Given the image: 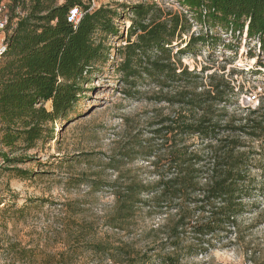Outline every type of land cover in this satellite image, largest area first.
Listing matches in <instances>:
<instances>
[{
	"label": "trees",
	"instance_id": "obj_1",
	"mask_svg": "<svg viewBox=\"0 0 264 264\" xmlns=\"http://www.w3.org/2000/svg\"><path fill=\"white\" fill-rule=\"evenodd\" d=\"M88 1L10 0L5 50L0 57V162L22 164L28 159L24 155H8L48 142L53 136L48 125L76 108L85 78L108 61L107 39L122 35L115 21L130 16L116 66L126 93L142 83L161 93L167 90L168 95L156 101L176 105L191 118L180 113L158 123L162 127L155 134L169 136L173 145L157 181L129 183L115 194L116 212L123 219L132 218L141 206L174 211L165 243H161L173 254L123 253L122 263L173 264L214 249L212 240L236 232L238 220L248 214L249 202L259 193L239 137H229L264 142V109L248 110L239 126L220 125L212 112L215 102L232 90L229 84L223 77L210 75L204 92L196 93V86L189 91L188 84L202 77L174 59L197 46L217 44L216 36L223 34L253 42L255 53L249 49L248 58L264 69V0H174L179 13L164 11L155 3H125L117 13L104 5L91 8ZM72 8L81 12L76 26L67 20ZM192 24L204 33L189 36L173 53L174 43H182ZM192 136L207 142V151L192 152L183 145ZM14 170L23 180L30 177L28 171ZM2 208L8 211L9 206ZM27 254L26 249H14L12 264L25 263Z\"/></svg>",
	"mask_w": 264,
	"mask_h": 264
},
{
	"label": "rangeland",
	"instance_id": "obj_2",
	"mask_svg": "<svg viewBox=\"0 0 264 264\" xmlns=\"http://www.w3.org/2000/svg\"><path fill=\"white\" fill-rule=\"evenodd\" d=\"M95 1L117 13L125 3H155L164 11L181 12L174 0ZM128 19L115 21L122 35L107 39L108 61L85 78L76 108L48 125L53 131L48 142L13 156L2 151L9 158L24 155L28 159L15 166L0 162V201L9 206L2 211L0 205V264H12V252L21 248L28 251L23 264H123V253L173 254L162 244L174 211L141 206L128 219L116 212L115 194L121 187L152 184L166 169L173 143L164 133L155 134L162 127L158 123L180 113L191 115L176 105L156 101L168 94L153 85L142 83L126 93L116 66ZM202 32L192 24L182 43H174L173 53L189 36ZM216 39L217 44L197 46L174 61L180 60L182 67L202 77L188 84L189 91L196 86V93H202L210 75L223 77L232 90L215 102L212 117L222 126L236 127L248 110L264 109V74L255 72L264 73V69L248 58L249 49L255 53L253 42L223 34ZM234 137H239L241 151L250 159L259 193L249 202L248 214L238 220L236 232L212 240L214 249L173 264H264V142L245 136L229 138ZM183 145L192 152L207 151V142L195 136L185 138ZM14 169L28 171L30 177L23 180Z\"/></svg>",
	"mask_w": 264,
	"mask_h": 264
},
{
	"label": "built area",
	"instance_id": "obj_3",
	"mask_svg": "<svg viewBox=\"0 0 264 264\" xmlns=\"http://www.w3.org/2000/svg\"><path fill=\"white\" fill-rule=\"evenodd\" d=\"M9 4L10 0H1L0 1V57L5 50V29L9 23ZM88 4L91 8L98 6L95 0H89ZM81 19V12L78 8L70 9L68 13L67 20L73 26H76Z\"/></svg>",
	"mask_w": 264,
	"mask_h": 264
}]
</instances>
